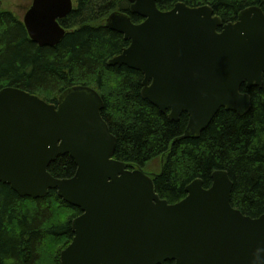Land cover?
<instances>
[{"label":"water","instance_id":"water-1","mask_svg":"<svg viewBox=\"0 0 264 264\" xmlns=\"http://www.w3.org/2000/svg\"><path fill=\"white\" fill-rule=\"evenodd\" d=\"M128 1L144 21L110 14L107 28L130 45L108 65L140 71L145 100L175 122L187 113V136L194 138L221 108L249 112L252 98L242 85L262 87L264 80L261 8L224 24L209 5L162 11L158 0ZM73 8V0H33L24 16L31 39L40 47L60 44L66 29L59 21ZM103 108L91 87H71L56 104L16 87L0 91V183L34 199L55 190L82 211L61 264H264V214L253 218L232 205L227 171H214L209 188L196 179L183 200L169 203L154 175L114 158L117 139ZM67 154L77 171L58 179L48 169Z\"/></svg>","mask_w":264,"mask_h":264},{"label":"trees","instance_id":"trees-1","mask_svg":"<svg viewBox=\"0 0 264 264\" xmlns=\"http://www.w3.org/2000/svg\"><path fill=\"white\" fill-rule=\"evenodd\" d=\"M209 5L225 23L236 22L251 6L264 11V0H158V8L171 10L177 3ZM74 10L61 25L66 29L55 47L32 41L22 20L0 0V91L16 87L56 104L71 87H92L104 101L102 116L117 139L114 158L129 169L161 163L154 176L157 193L169 203L187 196L186 188L202 179L212 185V174L225 170L234 183L231 203L243 214H264V83L247 89L251 109L244 116L221 108L198 138L187 136L189 117L169 119L142 97L143 74L108 61L129 46L124 36L106 27L112 12L129 14L128 0H74ZM58 179L75 175L70 155L51 163ZM82 214L52 190L45 198L21 197L0 183V264H61L60 253L74 239L73 221ZM164 264H174L167 261Z\"/></svg>","mask_w":264,"mask_h":264},{"label":"rangeland","instance_id":"rangeland-1","mask_svg":"<svg viewBox=\"0 0 264 264\" xmlns=\"http://www.w3.org/2000/svg\"><path fill=\"white\" fill-rule=\"evenodd\" d=\"M33 0H2V5L12 11L21 20L23 19L25 13L32 5ZM161 163L154 161L149 163L144 171L149 175H155L159 172L161 168Z\"/></svg>","mask_w":264,"mask_h":264}]
</instances>
